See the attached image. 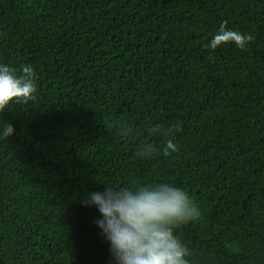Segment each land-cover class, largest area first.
Instances as JSON below:
<instances>
[{
	"label": "trees",
	"instance_id": "obj_1",
	"mask_svg": "<svg viewBox=\"0 0 264 264\" xmlns=\"http://www.w3.org/2000/svg\"><path fill=\"white\" fill-rule=\"evenodd\" d=\"M0 63L36 85L0 111V264H111L82 195L158 182L190 264H264V0H0Z\"/></svg>",
	"mask_w": 264,
	"mask_h": 264
},
{
	"label": "clouds",
	"instance_id": "obj_2",
	"mask_svg": "<svg viewBox=\"0 0 264 264\" xmlns=\"http://www.w3.org/2000/svg\"><path fill=\"white\" fill-rule=\"evenodd\" d=\"M251 39L221 24L203 46L215 50L231 42L243 50ZM21 71L22 75H17L8 64L0 63V111L14 101L34 99L33 69L25 66ZM13 132L11 123L0 125V139ZM176 150L169 140L165 153ZM153 152V145L144 143L138 154L148 157ZM105 185L102 191H86L81 203L100 213L94 223L108 242L111 264H190L189 249L175 229L198 218L200 209L185 190L169 182Z\"/></svg>",
	"mask_w": 264,
	"mask_h": 264
},
{
	"label": "bare ground",
	"instance_id": "obj_3",
	"mask_svg": "<svg viewBox=\"0 0 264 264\" xmlns=\"http://www.w3.org/2000/svg\"><path fill=\"white\" fill-rule=\"evenodd\" d=\"M44 4V3H43ZM44 6V5H43ZM110 6V5H109ZM40 8V7H39ZM74 11V10H73ZM99 13V12H98ZM77 16V15H76ZM175 35V34H174ZM176 36V35H175ZM141 39V38H140ZM8 49V48H7ZM181 49V48H180ZM246 50V49H245ZM255 53V52H254ZM118 62V61H117ZM182 73V72H181ZM177 82V81H176ZM212 91V90H211ZM199 97V96H198ZM186 100V99H185ZM190 107V106H189ZM197 108V107H196ZM3 184V183H2ZM10 184V183H9ZM11 193V192H10Z\"/></svg>",
	"mask_w": 264,
	"mask_h": 264
}]
</instances>
